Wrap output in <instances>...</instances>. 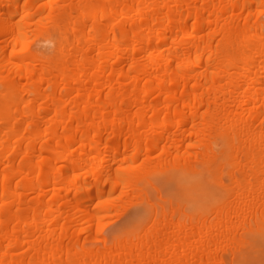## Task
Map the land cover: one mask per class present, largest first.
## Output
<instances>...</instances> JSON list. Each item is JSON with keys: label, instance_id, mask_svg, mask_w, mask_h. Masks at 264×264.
Returning <instances> with one entry per match:
<instances>
[{"label": "bare ground", "instance_id": "obj_1", "mask_svg": "<svg viewBox=\"0 0 264 264\" xmlns=\"http://www.w3.org/2000/svg\"><path fill=\"white\" fill-rule=\"evenodd\" d=\"M259 257L264 0H0V264Z\"/></svg>", "mask_w": 264, "mask_h": 264}, {"label": "rangeland", "instance_id": "obj_2", "mask_svg": "<svg viewBox=\"0 0 264 264\" xmlns=\"http://www.w3.org/2000/svg\"><path fill=\"white\" fill-rule=\"evenodd\" d=\"M261 254H263V253H261ZM257 261H259V262H264V258H262V257H259V258H255Z\"/></svg>", "mask_w": 264, "mask_h": 264}]
</instances>
